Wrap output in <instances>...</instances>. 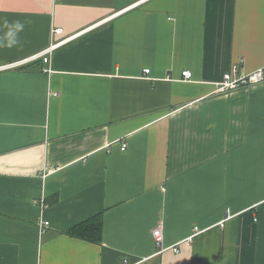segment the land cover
Instances as JSON below:
<instances>
[{
	"label": "crops",
	"instance_id": "crops-1",
	"mask_svg": "<svg viewBox=\"0 0 264 264\" xmlns=\"http://www.w3.org/2000/svg\"><path fill=\"white\" fill-rule=\"evenodd\" d=\"M74 35L0 71V264H264V0H0V66Z\"/></svg>",
	"mask_w": 264,
	"mask_h": 264
},
{
	"label": "built area",
	"instance_id": "built-area-1",
	"mask_svg": "<svg viewBox=\"0 0 264 264\" xmlns=\"http://www.w3.org/2000/svg\"><path fill=\"white\" fill-rule=\"evenodd\" d=\"M53 34H63V29H57L54 30ZM77 35L67 37L57 43L51 44L48 48L32 55L27 58L11 62L9 64L0 66V71H8V70H21V69H27L31 65L42 62L43 64L47 65V69H43L44 72L52 74V56L54 51L59 48L60 46L64 45L68 41L75 38ZM150 70H146L145 73H149ZM239 67L238 65H234L231 69V71L224 76V80L218 85V91L219 92H229L231 90H234L241 86H252L255 84H259L264 81V70L261 69L255 73H252L250 75H244V76H238ZM183 77L185 80H191L192 79V73L189 71L183 72ZM122 151H125L127 149V144L122 145ZM42 207H45L46 205L42 202ZM45 227L48 226V222H45ZM200 233V230L198 227L194 228V235H197ZM154 237L156 241L162 245V233L160 230L154 231ZM192 238V237H191ZM190 238V239H191ZM174 252H179L178 248L173 247L172 248ZM166 249L162 247V251H165ZM128 264V262H126Z\"/></svg>",
	"mask_w": 264,
	"mask_h": 264
},
{
	"label": "trees",
	"instance_id": "trees-1",
	"mask_svg": "<svg viewBox=\"0 0 264 264\" xmlns=\"http://www.w3.org/2000/svg\"><path fill=\"white\" fill-rule=\"evenodd\" d=\"M103 222L100 215L95 216L73 227L69 235L83 240L100 243L102 240Z\"/></svg>",
	"mask_w": 264,
	"mask_h": 264
},
{
	"label": "water",
	"instance_id": "water-1",
	"mask_svg": "<svg viewBox=\"0 0 264 264\" xmlns=\"http://www.w3.org/2000/svg\"><path fill=\"white\" fill-rule=\"evenodd\" d=\"M43 69H44L43 65H39L37 67L30 68L28 70V72H31V73H42L43 72Z\"/></svg>",
	"mask_w": 264,
	"mask_h": 264
}]
</instances>
